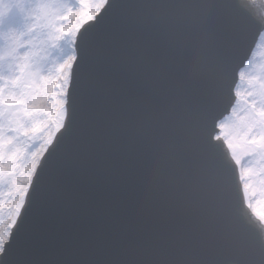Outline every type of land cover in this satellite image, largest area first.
Wrapping results in <instances>:
<instances>
[{
	"label": "snow or ice",
	"instance_id": "obj_1",
	"mask_svg": "<svg viewBox=\"0 0 264 264\" xmlns=\"http://www.w3.org/2000/svg\"><path fill=\"white\" fill-rule=\"evenodd\" d=\"M234 2L0 0V264H264V0Z\"/></svg>",
	"mask_w": 264,
	"mask_h": 264
},
{
	"label": "water",
	"instance_id": "obj_2",
	"mask_svg": "<svg viewBox=\"0 0 264 264\" xmlns=\"http://www.w3.org/2000/svg\"><path fill=\"white\" fill-rule=\"evenodd\" d=\"M248 2L246 0H235L234 2V9L235 12L237 13L238 17L240 18L241 22L244 24H252L254 22L253 17L255 15V11H253L251 8H249ZM259 39V34L257 30L253 29L250 34H249V41H248V52L247 56L250 59L251 53L254 51L256 43L258 42ZM246 63V61H245ZM237 82H238V72H237ZM234 95V93H233ZM233 102L231 104L225 103L224 105L221 106L220 112H224V116L229 113L231 110V107L233 106ZM225 109L227 111L225 112ZM218 150L222 155V158L229 164L231 171H232V177H233V194H234V202H235V210L239 213L242 214L243 217L248 220L250 223L253 225L257 226L258 225L252 221V218L250 217V214L248 210L245 208L244 205V199H243V194L241 191L240 183H239V178H238V172L236 169L235 164L229 160V156L227 154V151L224 147V144L221 142L218 145ZM250 231V236H251V244L254 249L259 250L262 245H264V238L262 233L257 229V228H252L249 230Z\"/></svg>",
	"mask_w": 264,
	"mask_h": 264
},
{
	"label": "rangeland",
	"instance_id": "obj_3",
	"mask_svg": "<svg viewBox=\"0 0 264 264\" xmlns=\"http://www.w3.org/2000/svg\"><path fill=\"white\" fill-rule=\"evenodd\" d=\"M259 42H260V40H259ZM260 49L257 47L256 48V50H255V52H256V57H255V61H256V63H259L260 62ZM252 58V57H251ZM230 115V114H229ZM226 118V117H225ZM225 145H226V143H224ZM226 149H227V145H226ZM229 151V150H228ZM229 154H230V156H231V153H230V151H229ZM238 170H239V176H240V169H239V167H238ZM240 180V179H239ZM243 181H241V184H242V188H243V191H244V186H243ZM245 195V194H244ZM259 199H260V197L257 195V196H249V197H245V201H246V204H247V206L249 205V203H251L252 204V207L250 208L249 206V209H250V211H252V213L254 214V215H256V212L257 211H259L260 209H259V207H258V201H259ZM256 217L258 218V220H259V217L256 215Z\"/></svg>",
	"mask_w": 264,
	"mask_h": 264
},
{
	"label": "bare ground",
	"instance_id": "obj_4",
	"mask_svg": "<svg viewBox=\"0 0 264 264\" xmlns=\"http://www.w3.org/2000/svg\"><path fill=\"white\" fill-rule=\"evenodd\" d=\"M246 2H248L249 6H250L249 8H251L253 11L256 10L254 5L251 2H249V0H246ZM254 219L256 220V217H254Z\"/></svg>",
	"mask_w": 264,
	"mask_h": 264
}]
</instances>
